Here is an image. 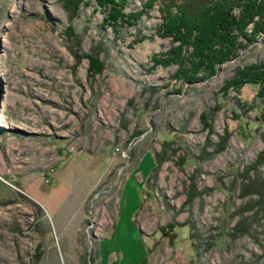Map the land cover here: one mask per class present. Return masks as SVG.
Returning <instances> with one entry per match:
<instances>
[{
	"label": "rangeland",
	"instance_id": "374dc122",
	"mask_svg": "<svg viewBox=\"0 0 264 264\" xmlns=\"http://www.w3.org/2000/svg\"><path fill=\"white\" fill-rule=\"evenodd\" d=\"M206 1L128 0L139 18L114 28L87 0H0V264H264L260 197L241 196L264 108L229 84L264 36L191 84L157 34L161 9Z\"/></svg>",
	"mask_w": 264,
	"mask_h": 264
},
{
	"label": "trees",
	"instance_id": "16d2710c",
	"mask_svg": "<svg viewBox=\"0 0 264 264\" xmlns=\"http://www.w3.org/2000/svg\"><path fill=\"white\" fill-rule=\"evenodd\" d=\"M127 2L128 0H87V3L94 4L106 14L104 22L114 28L117 25H133V22H137L138 14L124 12ZM150 6L146 8L151 9ZM201 8L198 16L192 15L189 18L180 7L161 9L162 24L157 32L160 37L172 38L179 45L170 59L171 63L166 62L164 65L178 64V72L174 77L191 84L200 73L212 75L219 66L238 57L240 49L245 48L244 41L253 42L255 36H264V0H210ZM249 27H252L251 33ZM68 32L69 36L77 38L73 28L68 29ZM189 48L192 51L186 54ZM102 52L103 47L98 44L85 56L89 59L88 70L92 76L103 70L104 64L99 58ZM237 76L238 79L229 83L230 89L236 90L245 84L257 86V97L264 108V63L260 67L242 71ZM263 165L264 154H261L251 168L255 171L254 177L248 173L244 178L246 183L242 186L241 194L243 197L257 194L260 200L257 203L251 200L248 207L258 206L261 210H264V176L259 169ZM250 227L251 222L241 217L232 235L247 233ZM39 256L40 254L37 258Z\"/></svg>",
	"mask_w": 264,
	"mask_h": 264
}]
</instances>
